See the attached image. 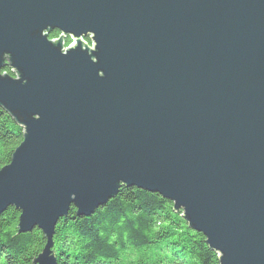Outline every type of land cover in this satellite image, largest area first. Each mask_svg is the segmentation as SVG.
Wrapping results in <instances>:
<instances>
[{
  "label": "water",
  "instance_id": "95a60500",
  "mask_svg": "<svg viewBox=\"0 0 264 264\" xmlns=\"http://www.w3.org/2000/svg\"><path fill=\"white\" fill-rule=\"evenodd\" d=\"M0 107L22 127L0 214L42 231L32 264L121 185L172 201L220 264H264V0H0Z\"/></svg>",
  "mask_w": 264,
  "mask_h": 264
},
{
  "label": "trees",
  "instance_id": "16d2710c",
  "mask_svg": "<svg viewBox=\"0 0 264 264\" xmlns=\"http://www.w3.org/2000/svg\"><path fill=\"white\" fill-rule=\"evenodd\" d=\"M58 35L55 29L49 38ZM5 71L14 74L9 66ZM21 140L22 127L0 107V167ZM18 217L13 207L0 214V264H32L45 244L38 227L18 232ZM52 241L57 264H220L182 210L158 192L136 186L121 185L89 216L77 215L71 205L57 221Z\"/></svg>",
  "mask_w": 264,
  "mask_h": 264
},
{
  "label": "flooded vegetation",
  "instance_id": "af4514ba",
  "mask_svg": "<svg viewBox=\"0 0 264 264\" xmlns=\"http://www.w3.org/2000/svg\"><path fill=\"white\" fill-rule=\"evenodd\" d=\"M51 32H52V33H55V29H53ZM51 32H50V33H51Z\"/></svg>",
  "mask_w": 264,
  "mask_h": 264
}]
</instances>
